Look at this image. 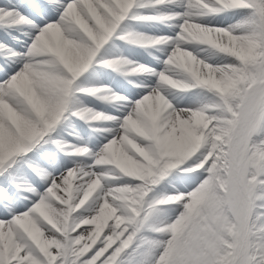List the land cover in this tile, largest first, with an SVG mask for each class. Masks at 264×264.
I'll return each mask as SVG.
<instances>
[{
	"label": "snow or ice",
	"instance_id": "6c2138e0",
	"mask_svg": "<svg viewBox=\"0 0 264 264\" xmlns=\"http://www.w3.org/2000/svg\"><path fill=\"white\" fill-rule=\"evenodd\" d=\"M0 264H264V0H0Z\"/></svg>",
	"mask_w": 264,
	"mask_h": 264
}]
</instances>
